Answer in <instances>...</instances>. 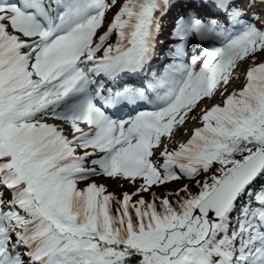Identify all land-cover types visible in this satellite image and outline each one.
<instances>
[{"label":"snow or ice","instance_id":"obj_1","mask_svg":"<svg viewBox=\"0 0 264 264\" xmlns=\"http://www.w3.org/2000/svg\"><path fill=\"white\" fill-rule=\"evenodd\" d=\"M0 264H264V0H0Z\"/></svg>","mask_w":264,"mask_h":264},{"label":"trees","instance_id":"obj_2","mask_svg":"<svg viewBox=\"0 0 264 264\" xmlns=\"http://www.w3.org/2000/svg\"><path fill=\"white\" fill-rule=\"evenodd\" d=\"M112 188H114L116 191H119V189L116 188V186L114 184L111 185Z\"/></svg>","mask_w":264,"mask_h":264},{"label":"rangeland","instance_id":"obj_3","mask_svg":"<svg viewBox=\"0 0 264 264\" xmlns=\"http://www.w3.org/2000/svg\"><path fill=\"white\" fill-rule=\"evenodd\" d=\"M112 187V186H111Z\"/></svg>","mask_w":264,"mask_h":264}]
</instances>
